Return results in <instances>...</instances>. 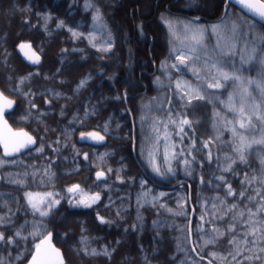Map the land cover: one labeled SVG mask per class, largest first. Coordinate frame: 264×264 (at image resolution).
<instances>
[{
    "label": "trees",
    "instance_id": "trees-1",
    "mask_svg": "<svg viewBox=\"0 0 264 264\" xmlns=\"http://www.w3.org/2000/svg\"><path fill=\"white\" fill-rule=\"evenodd\" d=\"M96 8L112 36L109 50L89 43ZM45 15L50 19L45 21ZM163 16L199 18L194 22L208 29L207 45L221 37L229 44L234 37L236 46L230 52L215 51L216 59L228 62L225 66L213 63L211 55L205 64L240 80L218 76L204 81L205 94L220 92L218 99H177L172 86L161 87L158 80L167 71L170 84L180 82L170 66L175 58ZM61 21L64 26L58 27ZM261 37L264 26L227 0H0V89L17 101L7 118L15 129H26L38 140L35 150L14 159H5L0 148V216L6 218L0 231L7 240L23 226L27 237L0 243V260L26 264L35 244L51 233L67 264H207L200 257L219 264L195 244L202 199L215 206L204 210V216L205 230L217 244L223 237L219 228L231 223L237 207L264 208V149L245 148V161L239 160L236 125L243 106L229 103L237 84L238 92H250L252 105L264 108V91L248 83L264 79ZM25 42L43 57L41 67L28 66L18 56L16 49ZM245 46L249 49L244 56ZM252 48L256 58L249 60ZM163 64L170 66L165 72ZM82 80L86 83L78 87ZM217 81L220 88L207 86ZM255 112L244 110L259 126ZM183 118L190 124L183 123L180 133L176 122ZM229 120L232 127L225 124ZM165 127L177 146L172 172L164 162V140H158ZM93 130L108 137L105 147L78 144L80 133ZM155 156L159 175L153 171ZM229 166L232 170L225 171ZM98 171L105 173L101 180L96 179ZM76 184L79 191H67ZM229 184L236 195H228ZM28 192H50L60 204L39 218L27 203ZM80 193H99L101 198L90 208L68 205ZM192 208L197 254L190 245ZM215 210L227 211V218L215 219ZM100 217L109 223H101ZM259 218L264 220V214ZM238 229L229 237L238 236ZM105 245L110 259L102 254ZM89 250L101 254L89 255Z\"/></svg>",
    "mask_w": 264,
    "mask_h": 264
},
{
    "label": "rangeland",
    "instance_id": "rangeland-1",
    "mask_svg": "<svg viewBox=\"0 0 264 264\" xmlns=\"http://www.w3.org/2000/svg\"><path fill=\"white\" fill-rule=\"evenodd\" d=\"M162 19L165 22V24L168 26L172 38V48H173L172 53L175 59L170 66L172 67L173 65L176 66L173 67V69L180 75V82H178L176 85L170 84L172 81V80L170 81L171 74L168 73L167 71L164 77L162 76L159 78L158 84L161 87L172 86L176 90L177 99L181 98L183 95H186V97L188 96L189 99H191L194 97L196 93H199V95H202L206 99H210V98L218 99L220 92L219 93L213 92V94H205V90L203 88L202 83L209 78H218V76H220L219 73L222 70L216 72L215 71L216 65L215 67H213V65L205 64L206 63L205 58L211 55L213 56V61H212L213 63L220 65L221 66V67L219 66L220 68L225 66L228 62L225 60L216 59L217 57L215 56V51H218L219 53L230 52V49L235 48L236 46L234 37L230 39L229 44L224 43L223 38L221 37V38H214V41L210 45H207L205 34H206V30L208 29L204 24L197 23L191 20L179 21L167 16L165 17L163 16ZM168 21L171 22L172 27H169V24L167 23ZM185 26H187L189 29L203 30V39L200 45H195L193 43V41L190 38L191 32H186ZM210 31L216 32V28L211 26ZM89 38L92 39V41L95 42L98 47H103L104 49H106L105 47H107L110 44L109 41H111L112 36L107 24L102 19V17L99 21L94 20V24L91 29ZM248 49H249L248 46L242 48V54L244 56L247 55ZM107 50H109V48ZM201 55L204 56L200 58ZM180 56L184 57V63H181V61L177 58ZM232 64H234V62H232ZM170 66H168L167 64H163L162 70L165 72L166 70L169 69ZM238 90L239 87L237 84H235L231 92L232 96L231 99H229V103L235 104L238 101L243 106L244 110L248 109L252 112H255L253 111L254 109L256 111L258 110L255 113L256 114L258 113L256 117L259 119L260 124L259 126L252 124V117L247 114H244L243 117L242 116L239 117V122L241 119H243L246 127L241 129L238 122V124L236 125L238 128L236 130L237 131L236 134L238 136H243L245 138L246 143L250 145L246 147V150L257 149L255 147L264 149V144L253 142L264 139V108L259 107L257 109L256 103L252 105V100L249 97L251 94H249L250 93L249 91L244 90V92H238ZM238 93L241 94V97H239V99H237ZM214 117L215 119H218V114L216 113ZM248 118H251L250 123L248 121ZM184 120L186 119L183 118L182 121ZM182 121L176 122V130L180 133L182 132V125H184ZM219 122L220 123L223 122L222 118L219 119ZM225 124L227 126L229 125L231 126L232 121L230 120L225 121ZM159 139L164 140L162 153L164 155V162L167 165V168L169 169L171 168V164L175 157V151L177 146L175 145L173 137L171 136L169 129L167 127L163 128V131L161 135H159L158 140ZM156 153L159 154V151L155 150V155ZM153 164L159 167V165L157 164L156 156L154 157ZM154 172L158 175L162 174L161 172H156V171ZM33 194H40L41 197H45V203H48L49 201H53V200H58L54 197V195H52V197H46L47 193L46 194L33 193ZM78 195L79 196L77 200H79L81 196H89L85 193H80ZM77 200H73L71 202L76 203ZM56 205L58 204H53L52 207ZM201 205L203 209L201 208L200 210L199 215L201 216H199V221L195 229V233L198 236V239L196 240L197 242L195 244L197 249L201 253L209 252L211 259L215 260L219 264H264V251H262V249H264V220L259 218L260 213L264 214V208L263 210L254 211L247 207L246 208L237 207L235 214L232 216V218H230L231 223L229 225L227 224L228 226L225 227L224 229L219 228L220 233H222L223 237L221 239L222 240L221 244L220 243L217 244V239H212V237L208 234L209 232L208 231L206 232L205 230V228L207 227L206 224L208 220L206 219V216H204L206 209L208 211L209 210L212 211V209H214L215 206H210L208 204L206 197L202 199ZM211 213L216 214L215 219L220 221V220H225L227 218L226 213L228 212L226 211V213L224 214L222 212L219 213L218 211L215 210ZM34 215L38 217L39 216L43 217L38 212H34ZM233 228L234 231L231 230ZM237 228H239L238 236L229 237V235L233 234V232L235 231L237 232ZM253 231H255V235L251 234ZM216 232H218V230ZM36 236L39 235L37 234ZM230 241H234V243H230ZM211 245L213 246L217 245V248H212ZM213 253H215L216 255H213ZM229 253H231V255H229ZM257 256H259L260 258L255 259V257ZM246 257H252L253 259H246Z\"/></svg>",
    "mask_w": 264,
    "mask_h": 264
},
{
    "label": "snow or ice",
    "instance_id": "snow-or-ice-1",
    "mask_svg": "<svg viewBox=\"0 0 264 264\" xmlns=\"http://www.w3.org/2000/svg\"><path fill=\"white\" fill-rule=\"evenodd\" d=\"M238 2L243 7L247 8L249 12L253 13L254 16H258L261 20H264V0H238ZM87 7H92V5H87ZM19 10L20 11H26L27 9L21 8ZM96 13H97V15L94 17V20L99 21L101 19V14H100L99 8H96ZM43 18L45 21L50 19V17L47 15H45ZM167 23L169 24V27H172V24L170 21H168ZM63 26H64L63 21H61L60 24L58 25V27H63ZM69 31H72V30L69 29ZM185 31L191 32L190 38L195 45L201 44V41L203 39V30L189 29L187 26H185ZM72 35L75 37V36H78L79 34L76 32H72ZM261 39H264V37H261ZM19 48L21 49V51H24L26 48L31 49V45L21 43L19 45ZM193 50H195V49H193ZM256 52H257L256 48L251 49V51L249 52V57H248L249 60L256 58ZM24 54L32 63L38 64L40 62V57L38 55H36L35 52H33L31 55H29L28 52H25ZM177 58L181 61V63H184V57L183 56H180ZM261 63H264V58H261ZM173 67H176V66L173 65ZM213 67H215V65H213ZM219 75L224 80H229V79L240 80V76H238L234 73L230 75L227 72L221 71L219 73ZM24 79H27V78H24ZM24 79H22L20 82L23 83ZM84 83H86V81L82 80L78 87H82L84 85ZM248 83H256L257 87H259L262 91H264V79H262L259 83L255 82V81H248ZM207 86L209 88H220L222 85L220 84L219 81H217L216 83H210ZM193 98L201 99V100L204 99V97L202 95H199V93H196ZM229 99H231V97ZM13 103L14 102L12 100H9L6 96L3 95L2 92H0V123L3 124L4 128L7 130L8 134H9L2 141L4 143L6 155H12L14 152H19L21 148L28 147L30 144L36 143V141L31 136H29L27 133H24V132L13 133L11 131V129L8 127L7 120H4V112L7 108H11ZM239 112H240L241 116L243 117L244 116V109L240 108ZM248 121L250 123L251 118H248ZM183 123L190 124V121L184 120ZM239 126L241 129L246 127L243 119L240 120ZM106 128H107V126L105 125V129ZM233 132L235 134V129H233ZM88 136L93 140H97V141H103L104 140V137L101 136L98 132H90V133H88ZM21 137L23 139H20ZM238 138L240 140V147H238L236 149V151L239 153V160L241 162H244L245 161L244 150L246 147H248L250 145H248L246 143L245 138L243 136H239ZM82 139H83V137H82ZM253 142L264 144V139H261L259 141H253ZM10 145H11V151H9ZM205 147H207V145H205ZM39 150L43 151V148H41ZM84 158L87 159L86 154H85ZM235 162L236 161H234V160L232 161V163H235ZM2 163L3 162H0V165H2ZM185 163L187 164L188 161H185ZM153 170L156 172H160V168L155 164H153ZM224 170L225 171H231L232 169H231V166H229L228 168H226ZM109 171H111V169H109ZM168 171L171 172L172 169L169 168ZM104 176H105V173L103 171H98L96 173V179H98V180ZM219 179L223 180L224 177H219ZM79 190H80L79 184L73 185L72 187H69L67 189V191L70 193H75ZM228 195H236L235 191L232 189L230 184L228 185ZM240 195H241V197H243L244 193L241 192ZM26 197H27V202L31 206L32 210L34 212H38L41 216H47L49 214L53 204H59V200H53V201H49L48 203H45V197H41L40 194H33L31 192L26 193ZM46 197H52V193H47ZM100 198L101 197H100L99 193H96L95 195H92V196H81V198L76 201V204L90 208L92 206V204L99 201ZM70 203H71V201H70ZM233 207H235V205H233ZM99 219H100L101 223H109V221H106L103 217H100ZM5 222H6V218L4 216H0V224H4ZM22 229H23V226H21V229L15 231L13 236L8 237L7 240L5 239V233L3 231H0V243L13 244L16 242L15 237H19L20 239L26 240L27 237L22 235ZM231 230L234 231V228ZM251 234L255 235V231H253ZM48 240H50V236H49ZM42 243L46 244V243H48V241L46 240ZM230 243H234V241H230ZM41 249H42L41 244L36 245V252H35V255H33V257H32L30 264H54V262L47 255V253L42 252ZM53 251H56V254L59 255L58 250H53ZM112 251H115V249H112ZM262 251H264V249H262ZM87 254L99 255L101 253L97 252L96 250H89V251H87ZM102 254L104 256L108 257L109 259L111 258V253L108 250L107 245L104 246ZM213 255H216V254L213 253ZM229 255H231V253H229ZM233 258H235V257H233ZM259 258H260L259 256L255 257V259H259ZM225 259H226V257H225ZM246 259H253V258L252 257H246ZM0 264H4L3 260H0ZM59 264H63L62 259L59 261ZM209 264H211V261L209 262Z\"/></svg>",
    "mask_w": 264,
    "mask_h": 264
},
{
    "label": "water",
    "instance_id": "water-1",
    "mask_svg": "<svg viewBox=\"0 0 264 264\" xmlns=\"http://www.w3.org/2000/svg\"><path fill=\"white\" fill-rule=\"evenodd\" d=\"M227 2L233 4L234 6L238 7L243 13H245L248 17H250L251 19L255 20L256 22L260 23L261 25L264 26V20H261L258 16H254L253 13L249 12L247 8L243 7L239 2L238 0H227ZM193 20L195 21H199L200 19L199 18H193ZM24 44H30L31 45V49H28L26 48L24 51H21V49L19 48V46L17 47V53L18 55L21 57V59L29 66H32V67H40L42 64H43V58L36 52V50L34 49L33 45L31 43H24ZM25 52H28L29 55H31L33 52L36 53V55H38L40 57V62L38 64H34L32 63L26 56H25ZM0 92H2L0 90ZM3 93V92H2ZM4 96H6L5 94H3ZM7 97V96H6ZM9 100H12L14 103L12 105L11 108H7L4 112V120H7V124H8V127L11 129V131L13 133H18V132H24V133H27L29 136H31L35 141L36 143L35 144H30L28 147H24V148H21L19 152H14L12 155H6L5 154V148H4V143L2 142L4 138H6L9 134L7 132V130L4 128L3 124L0 123V146L3 150V156L7 159H12V158H15L17 157L19 154L21 153H25V152H28V151H31V150H34L37 145H38V142H37V139L31 134L29 133L27 130L25 129H22V130H15L13 128V126L10 124V122L8 121L7 119V114L8 113H13L17 107V102L9 97H7ZM90 132H98V131H90ZM90 132H85V133H81L79 136H78V143L81 144V145H88V146H92V147H104L107 145L108 143V138L103 135L101 132H98L101 136L104 137V140L103 141H97V140H93L91 139L89 136H88V133ZM83 137V139H82ZM20 139H23L22 137ZM9 151H11V145L9 147ZM194 215H195V210L192 208V214H191V220H190V228H189V231H190V242H191V247H192V250L195 254H197L196 252V249L194 247V241H193V234H192V223H193V218H194ZM48 243L44 244L42 243V252H46L47 255L51 258V260L54 262V264H59V261L62 259L63 260V264H66V259L64 257V254L63 252L58 249L57 247L54 246V244L52 243V238L50 237V240H48ZM53 250H58V253L59 255L56 254V251H53ZM35 255V253L33 254ZM33 257V256H32ZM32 257L30 258V260L26 263V264H30L31 260H32Z\"/></svg>",
    "mask_w": 264,
    "mask_h": 264
},
{
    "label": "flooded vegetation",
    "instance_id": "flooded-vegetation-1",
    "mask_svg": "<svg viewBox=\"0 0 264 264\" xmlns=\"http://www.w3.org/2000/svg\"><path fill=\"white\" fill-rule=\"evenodd\" d=\"M90 38H91V36H90ZM89 38V43H90V45L92 46V47H96V43L95 42H93L92 41V39H90ZM108 48L110 47L109 45L107 46ZM107 47H105L106 49H108ZM104 49V48H103ZM9 79H10V82H11V56H10V61H9ZM1 90V89H0ZM6 95V94H5ZM102 178H100L99 180H101ZM68 203V205H70V206H80V205H77L76 203H73V202H67ZM60 204V203H59ZM58 204V205H59ZM58 205H56V206H58ZM93 205V204H92ZM49 236H51V237H53V235L50 233V234H48V235H46L39 243H37V244H35V249H34V252L36 251V245H38V244H41L43 241H45ZM54 238H52V242L54 243V240H53ZM54 245L58 248V249H60L62 252H63V250L61 249V248H59L55 243H54ZM33 252V253H34ZM63 254H64V252H63ZM64 257H65V255H64ZM66 264H67V261H66Z\"/></svg>",
    "mask_w": 264,
    "mask_h": 264
}]
</instances>
